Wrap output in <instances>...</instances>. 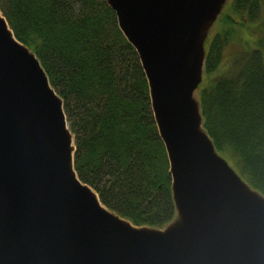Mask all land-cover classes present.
<instances>
[{
  "label": "water",
  "instance_id": "water-1",
  "mask_svg": "<svg viewBox=\"0 0 264 264\" xmlns=\"http://www.w3.org/2000/svg\"><path fill=\"white\" fill-rule=\"evenodd\" d=\"M138 53L175 216L137 225L74 167L63 99L0 9V264H264V194L220 154L195 90L226 0H106Z\"/></svg>",
  "mask_w": 264,
  "mask_h": 264
},
{
  "label": "trees",
  "instance_id": "trees-1",
  "mask_svg": "<svg viewBox=\"0 0 264 264\" xmlns=\"http://www.w3.org/2000/svg\"><path fill=\"white\" fill-rule=\"evenodd\" d=\"M264 0H230L223 27L205 40L198 86L203 127L264 194V44L245 47L218 73L236 26L251 27ZM15 36L63 99L74 167L109 208L137 225L175 216L169 164L137 51L106 0H0Z\"/></svg>",
  "mask_w": 264,
  "mask_h": 264
},
{
  "label": "rangeland",
  "instance_id": "rangeland-1",
  "mask_svg": "<svg viewBox=\"0 0 264 264\" xmlns=\"http://www.w3.org/2000/svg\"><path fill=\"white\" fill-rule=\"evenodd\" d=\"M230 0H227L223 7L221 8L220 12L218 13L215 21L213 22L208 36H210L213 32L220 30L225 23L226 17L231 15V11L228 7V2ZM260 16L257 19L256 22H253L251 27L247 26H241V24H238L236 26V30L233 33L232 39L229 41L227 46L224 49V55L223 60L220 62L218 67V73L223 71L227 68V66L231 63L232 58L236 56V52L239 50L245 48V47H252L256 45H262L261 42L264 44V4L261 7ZM207 36V37H208ZM263 46V45H262ZM264 48V46H263ZM206 79L204 72H203V78L201 82H204ZM195 95L198 98V89L195 91ZM229 163L235 168L236 171H239L237 166L234 164V162L227 157ZM241 174V173H240ZM164 226V225H163Z\"/></svg>",
  "mask_w": 264,
  "mask_h": 264
}]
</instances>
